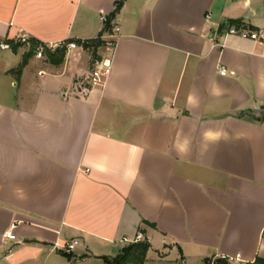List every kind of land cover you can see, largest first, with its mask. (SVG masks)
Wrapping results in <instances>:
<instances>
[{"label":"crops","instance_id":"0c3cea01","mask_svg":"<svg viewBox=\"0 0 264 264\" xmlns=\"http://www.w3.org/2000/svg\"><path fill=\"white\" fill-rule=\"evenodd\" d=\"M117 1L0 0V264H109L139 232L144 264L264 258V39L226 34L264 0H124L116 49L85 47Z\"/></svg>","mask_w":264,"mask_h":264},{"label":"built area","instance_id":"2783aa9c","mask_svg":"<svg viewBox=\"0 0 264 264\" xmlns=\"http://www.w3.org/2000/svg\"><path fill=\"white\" fill-rule=\"evenodd\" d=\"M115 18H111L110 15H102L101 16V21L104 23L106 26V29L104 32L98 37L101 40H104L106 44L111 48V49H116L118 45V38L120 34V26L118 25L117 22L114 21ZM107 25H109L107 27ZM226 34H237L241 37L247 38V37H252L254 39H259L263 40L264 39V32L262 30H256L252 29L248 26L244 25H227L226 29ZM20 41L22 43L28 44L30 42V37L28 35H22L20 37ZM65 46L67 49L73 48L76 46L74 42L68 41L65 43ZM47 45L44 43L40 42L37 45V55L39 57H42L44 55V51ZM57 46L55 45H49L47 47H53ZM112 70V61L111 59H95L93 62V67L91 70V75L89 78V84L90 85H103L107 78L109 77L110 73ZM220 72L222 74H225L227 72V69L222 66L220 68ZM87 83V84H88ZM86 84V88L87 87ZM84 83H82V87L84 88ZM5 238H10L13 239L15 238V235L12 230H8L4 233ZM144 239V234L139 232L134 238H129L126 237L124 238L125 241L128 243H135L138 241H141ZM79 245V240L78 239H73L63 245V249L65 252L70 253L72 252L77 246ZM56 247V245H55ZM243 259L240 253H236L234 255L226 254V253H219L216 255H213L211 259L207 262V264H242Z\"/></svg>","mask_w":264,"mask_h":264},{"label":"trees","instance_id":"16d2710c","mask_svg":"<svg viewBox=\"0 0 264 264\" xmlns=\"http://www.w3.org/2000/svg\"><path fill=\"white\" fill-rule=\"evenodd\" d=\"M124 0H118L116 3V9L114 14L110 15L111 18H115V14L119 12L122 8ZM229 25H244L248 26L253 29L252 26L246 24L242 19H230L228 22ZM109 25H107L108 27ZM106 29V27H105ZM100 38L91 41H85V47H92V46H99L102 44ZM39 44L38 41H33L32 45L37 46ZM48 57L52 58L54 61H60L63 59L66 47L63 46L60 49L55 51H51L50 49H45ZM23 66V63L20 65V68ZM264 117V114H263ZM151 245L149 241L142 240L135 243H129L125 246L122 251L115 257L105 256L103 257L109 264H144L146 261L147 252L150 249ZM247 264H264V258L257 257L254 262L247 263Z\"/></svg>","mask_w":264,"mask_h":264},{"label":"rangeland","instance_id":"374dc122","mask_svg":"<svg viewBox=\"0 0 264 264\" xmlns=\"http://www.w3.org/2000/svg\"><path fill=\"white\" fill-rule=\"evenodd\" d=\"M212 256H209L207 258H205L201 264H207V262L211 259Z\"/></svg>","mask_w":264,"mask_h":264},{"label":"water","instance_id":"95a60500","mask_svg":"<svg viewBox=\"0 0 264 264\" xmlns=\"http://www.w3.org/2000/svg\"><path fill=\"white\" fill-rule=\"evenodd\" d=\"M90 86H91V85L88 83V84H87V87L89 88Z\"/></svg>","mask_w":264,"mask_h":264}]
</instances>
